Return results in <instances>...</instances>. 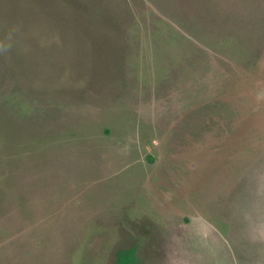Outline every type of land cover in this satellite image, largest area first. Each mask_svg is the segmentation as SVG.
<instances>
[{
    "label": "rangeland",
    "instance_id": "1",
    "mask_svg": "<svg viewBox=\"0 0 264 264\" xmlns=\"http://www.w3.org/2000/svg\"><path fill=\"white\" fill-rule=\"evenodd\" d=\"M129 248L264 264V0H0V264Z\"/></svg>",
    "mask_w": 264,
    "mask_h": 264
},
{
    "label": "trees",
    "instance_id": "2",
    "mask_svg": "<svg viewBox=\"0 0 264 264\" xmlns=\"http://www.w3.org/2000/svg\"><path fill=\"white\" fill-rule=\"evenodd\" d=\"M148 231L144 230V233L148 235ZM113 264H139V255L137 248H129L121 251L114 260Z\"/></svg>",
    "mask_w": 264,
    "mask_h": 264
}]
</instances>
